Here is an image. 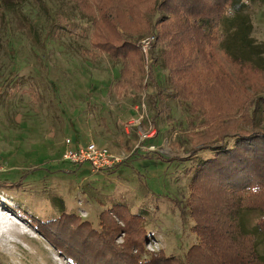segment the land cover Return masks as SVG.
Returning <instances> with one entry per match:
<instances>
[{"label":"rangeland","instance_id":"374dc122","mask_svg":"<svg viewBox=\"0 0 264 264\" xmlns=\"http://www.w3.org/2000/svg\"><path fill=\"white\" fill-rule=\"evenodd\" d=\"M108 1L0 0V181H7L0 183V211L8 226L18 224L28 234L9 236L14 256L0 238V264H74L35 220L55 219L64 210L98 228L99 215L118 204L144 218L143 262H234L226 251L251 244L226 240L227 230L213 226L204 245L193 212L203 218L205 192L194 193L190 185L197 166L214 154L200 150L203 142L231 130H264V73L257 69H264V0L229 7L210 53L196 56L184 75L162 66L169 47L180 48L171 31L176 17L163 0H124L118 11L105 7ZM94 21L110 32L107 41L119 45L117 35L125 33L140 48L139 89L117 87L125 63L94 45ZM152 36L145 53L140 43ZM173 76L182 78L183 93ZM90 142L121 161L93 171L64 158L67 149ZM263 217L243 208L237 220L264 261V233L257 227ZM114 228L106 226L109 245L123 252L128 236ZM218 239L222 245L210 249Z\"/></svg>","mask_w":264,"mask_h":264},{"label":"trees","instance_id":"16d2710c","mask_svg":"<svg viewBox=\"0 0 264 264\" xmlns=\"http://www.w3.org/2000/svg\"><path fill=\"white\" fill-rule=\"evenodd\" d=\"M238 1L163 0L162 7L167 10L166 13L170 17L172 15L176 17L172 20L174 25L171 31H174V37L178 38L176 45L180 48L179 50L172 48L174 49L172 50L169 47L164 54L162 66L169 68L170 71L175 70L178 75H184L192 68L189 62L196 60V56L198 60L206 59L208 47L216 41L214 31L224 20L228 8L237 7ZM96 2L101 8L102 2ZM105 3L104 6L109 10L115 7L118 11L123 6L124 0H111ZM80 10L85 11L82 6ZM104 14L105 12L102 15ZM93 23L94 45L101 51L108 52L113 59H121L125 63L120 70L117 87L132 85L139 89L142 86L141 82L135 79L143 71L140 48L131 39L124 37L125 33L122 37L120 32L116 34L122 40L119 45L115 41H107L108 36L112 37L110 32L108 31L107 35L108 32L99 31V23L97 21ZM115 24L117 28L119 24ZM189 36L193 39L191 43L188 41ZM173 41L174 38H171V44ZM187 47H189L188 53ZM236 60L243 61L239 58ZM257 69L264 73V69ZM181 79L178 77L176 81V76L172 78L176 84L175 89L183 93L184 88L181 85L184 83L181 84ZM231 139L234 141L229 145L228 140ZM200 150H212L214 154L197 166L191 179L190 186L194 193L205 192L201 204L204 210L203 218L200 216L201 212V214L193 212L198 224L194 230L205 245V233H207L205 231L209 229L214 233L213 226H216L217 230L223 227L224 231L227 230L224 236L226 240L228 238L233 242L238 240L239 245L244 241L251 244L247 250L243 249L238 253L230 254L226 251V254L231 255L235 260L229 264H264L253 236L243 233L237 220L243 208L264 214V130L253 132L231 130L203 142ZM0 183L4 185L7 181ZM186 206L192 207V204L188 202ZM99 216L98 228L80 215L64 210L55 219L46 222L35 220V222L42 235L50 239L52 245L74 264H155L156 259L144 262L141 260L143 246L148 237L143 217L120 204L104 210ZM118 218L124 220L125 226L118 223ZM106 226H115L116 232L125 231L128 238L123 252L114 249L115 244L109 245ZM257 227L264 233V217L258 222ZM221 245L218 239L210 249L216 250ZM196 248L199 246L193 247ZM134 250L136 253L133 254ZM218 264L224 263L219 261Z\"/></svg>","mask_w":264,"mask_h":264},{"label":"built area","instance_id":"2783aa9c","mask_svg":"<svg viewBox=\"0 0 264 264\" xmlns=\"http://www.w3.org/2000/svg\"><path fill=\"white\" fill-rule=\"evenodd\" d=\"M155 37H148L141 41L140 45L145 53H148ZM136 109H138L136 107ZM141 112L139 113V119H143ZM68 144H71V140H67ZM64 158L75 164L88 163L93 171H101L107 169L121 160L117 156L113 155L107 148L97 145L95 142H90L87 145L79 144L76 148H69L64 153Z\"/></svg>","mask_w":264,"mask_h":264},{"label":"bare ground","instance_id":"6f19581e","mask_svg":"<svg viewBox=\"0 0 264 264\" xmlns=\"http://www.w3.org/2000/svg\"><path fill=\"white\" fill-rule=\"evenodd\" d=\"M9 221H10V218H7V216H5L0 211V238L4 241L3 244H2V246L7 249V252H8L7 254H10V256H14V252L11 250L13 248H11L10 246H8V243H9V239L8 238H9V236L10 235H13V234H17V233H19L20 235H24V236H26V235L28 236V234H26L25 231L23 232L22 231V227L19 226L18 224H16V226H8ZM13 241H15V240H13ZM12 243H15V242H12Z\"/></svg>","mask_w":264,"mask_h":264},{"label":"crops","instance_id":"0c3cea01","mask_svg":"<svg viewBox=\"0 0 264 264\" xmlns=\"http://www.w3.org/2000/svg\"><path fill=\"white\" fill-rule=\"evenodd\" d=\"M136 109V108H135ZM72 142V141H71Z\"/></svg>","mask_w":264,"mask_h":264}]
</instances>
